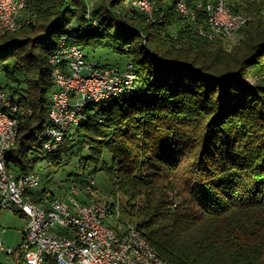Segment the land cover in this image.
I'll use <instances>...</instances> for the list:
<instances>
[{
	"label": "trees",
	"instance_id": "16d2710c",
	"mask_svg": "<svg viewBox=\"0 0 264 264\" xmlns=\"http://www.w3.org/2000/svg\"><path fill=\"white\" fill-rule=\"evenodd\" d=\"M151 1L154 21L125 0H26L30 22L0 35L4 87L33 110L7 165L25 174L87 150L80 167L92 163L128 196L122 221L164 259L264 264V0H227L248 17L230 48L229 38L198 31L209 28L204 7L214 0H183L194 18L179 12V0ZM64 34L86 57L99 46L127 54L136 86L106 106H86L85 121L45 153L32 135L49 122L55 86L47 59ZM46 189L30 193L42 202Z\"/></svg>",
	"mask_w": 264,
	"mask_h": 264
},
{
	"label": "built area",
	"instance_id": "2783aa9c",
	"mask_svg": "<svg viewBox=\"0 0 264 264\" xmlns=\"http://www.w3.org/2000/svg\"><path fill=\"white\" fill-rule=\"evenodd\" d=\"M145 13L147 20H156L151 0H131ZM179 12L192 16L183 0ZM26 0H0V34L15 31L30 22ZM209 28L198 27L201 35L214 39L230 38L246 22V17L233 13L227 0H214L205 5ZM162 20V15L158 18ZM47 62L55 86L45 128L33 133L45 153L55 150L71 127L86 119V106L110 99L135 89L136 73L131 63L119 71L86 57L82 47L64 34L52 49ZM33 115V110L18 95L0 88V208H15L27 218L20 243L0 250L12 264H48L52 256L57 264H173L160 256L150 242L129 222L115 226L104 223L113 217L107 204L90 198L78 201L68 194L54 195L50 189L36 202L30 191L42 186L35 170L16 173L7 165V155L14 146L19 125ZM92 179L87 188L92 189ZM72 193L79 194L76 189ZM5 229L2 228V231Z\"/></svg>",
	"mask_w": 264,
	"mask_h": 264
},
{
	"label": "rangeland",
	"instance_id": "374dc122",
	"mask_svg": "<svg viewBox=\"0 0 264 264\" xmlns=\"http://www.w3.org/2000/svg\"><path fill=\"white\" fill-rule=\"evenodd\" d=\"M91 5V0H86ZM131 0H125L126 4H130ZM132 4V3H131ZM246 19L247 16L244 15ZM73 24L72 22H70ZM74 25V24H73ZM22 28V27H21ZM17 32L19 37L25 38ZM1 35V34H0ZM238 34H234L227 40L226 46L230 48L238 41ZM26 49L28 48L25 46ZM88 58L96 60L98 63L104 66H110L122 71L129 61L127 54L117 53L110 50L106 46L96 47L94 51L85 49ZM12 63L13 60H9ZM8 83L5 75L0 71V85L7 93L8 90L4 85ZM100 106H106L107 100H103L99 104ZM88 151L84 150L82 154L72 156L70 158L62 157V164L60 167L46 166L45 161H42L35 167V171L41 178V184H44L59 198H65L68 194L74 196L78 201H87L88 193L91 194V198L102 204L113 203L111 210L113 217H107L104 219V223L110 226H115L118 223H122L121 209L123 206L128 207L129 198L118 190L114 182L103 170H95L94 165L90 163L86 168H81L79 165L80 157H86ZM106 161L111 163V156L106 155ZM95 181L93 188H87L91 180ZM72 189H76L79 194L72 193ZM27 224V218L16 212L13 208H0V239L5 246L15 248L21 241L22 230ZM2 228L5 230L2 231ZM0 264H12L7 255L0 250Z\"/></svg>",
	"mask_w": 264,
	"mask_h": 264
}]
</instances>
